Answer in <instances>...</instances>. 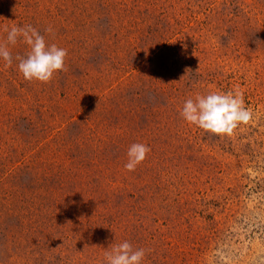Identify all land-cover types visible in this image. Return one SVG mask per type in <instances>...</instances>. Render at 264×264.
Listing matches in <instances>:
<instances>
[{"label": "rangeland", "instance_id": "374dc122", "mask_svg": "<svg viewBox=\"0 0 264 264\" xmlns=\"http://www.w3.org/2000/svg\"><path fill=\"white\" fill-rule=\"evenodd\" d=\"M28 24L67 71L0 59V264H106L125 240L142 264H264V0H0V42ZM229 91L253 113L232 135L181 117Z\"/></svg>", "mask_w": 264, "mask_h": 264}, {"label": "clouds", "instance_id": "9594fccd", "mask_svg": "<svg viewBox=\"0 0 264 264\" xmlns=\"http://www.w3.org/2000/svg\"><path fill=\"white\" fill-rule=\"evenodd\" d=\"M5 31L6 41L0 42V59L5 62V68L11 67L15 59L24 80L41 84L49 83L58 72L67 71V50L55 43L47 44L45 36L32 25H14ZM44 31L54 35L51 26L46 27ZM18 39H22V42L29 46V50L26 55L13 58L8 45H15ZM185 71L187 73L189 69ZM180 115L188 124L221 138L232 135L238 127L246 125L253 117L252 111L245 107L243 93L231 91L210 92L207 95L198 94L195 99L189 98L184 102ZM150 151L151 149L143 143L132 144L127 151L125 170L135 171ZM144 257L143 248L134 249L126 240L119 244L112 243L105 250L106 264H142Z\"/></svg>", "mask_w": 264, "mask_h": 264}]
</instances>
